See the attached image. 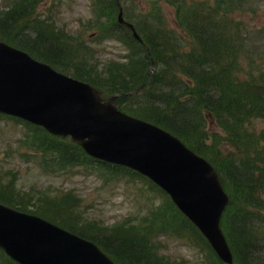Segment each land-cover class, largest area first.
Returning <instances> with one entry per match:
<instances>
[{"label": "trees", "instance_id": "trees-1", "mask_svg": "<svg viewBox=\"0 0 264 264\" xmlns=\"http://www.w3.org/2000/svg\"><path fill=\"white\" fill-rule=\"evenodd\" d=\"M35 1L24 0L8 14L0 15L3 38L22 46V38L13 35L17 24L14 18L16 13L26 11L24 6L27 3V7L33 8ZM221 5L204 2L191 7L180 0L178 10L183 33L177 34L168 29L161 16H157L154 23L144 21V25L140 22L139 29L151 54L146 49L140 50L142 46H137L134 50L137 55L130 57V63L108 61L100 69L96 68L94 73L89 70L70 73L93 83L101 89L104 98L119 95L116 103L122 110L169 129L208 158L219 171L231 197L224 213L223 228L230 238L232 232L235 234L231 244L237 253L236 261L241 259L236 264H245L238 252L247 259V264H264V225L260 224L258 228L256 222L250 219L254 214L260 215L257 209H264V130L257 131L253 124L254 120L264 121V79L258 77L260 73L256 75L252 69H246V61L252 56L243 52L245 38L225 17L234 10H223ZM244 5L242 3L237 8ZM43 36L40 32L38 39ZM25 43L31 53L62 67V63L51 60L60 53L50 48L48 43L49 51L41 42L34 44L27 40ZM185 44H191V47L184 50ZM152 58L156 64L153 71ZM208 117L216 120L225 137L207 129ZM36 128L44 135H50ZM222 139L232 144L233 151L223 153L218 146ZM37 141L40 142L38 149L46 148L44 152H49L47 148L54 150L55 162L61 167L80 164L81 161L84 164L87 158L93 160L72 140L50 135V139L39 137ZM33 144L36 147V142ZM105 165L104 170L111 177L130 171L110 163ZM0 182L2 186L5 184ZM0 200L20 210L33 212L27 210L14 192H0ZM37 202L40 206L47 204L41 196ZM250 205L256 207L255 212L248 211ZM40 210L37 208L34 212L40 214ZM49 211L55 212V207ZM160 217L163 218V226L172 230L178 228L179 232H197L175 206L166 219ZM231 220L234 224L228 226L226 221L229 223ZM80 226L81 223L70 222L65 227L96 241L118 264H174L158 256V243L154 245L149 240L137 239V232L133 230H140L139 227L129 228L117 235L95 237L91 231ZM7 261L13 263L10 259Z\"/></svg>", "mask_w": 264, "mask_h": 264}, {"label": "rangeland", "instance_id": "rangeland-1", "mask_svg": "<svg viewBox=\"0 0 264 264\" xmlns=\"http://www.w3.org/2000/svg\"><path fill=\"white\" fill-rule=\"evenodd\" d=\"M14 1L0 0V15H3L1 10L9 7L15 9L18 5L13 3ZM179 1L40 0L34 2L33 8L25 6L26 17L20 25H25L26 31L20 37L23 41L31 40L34 44L41 42L48 51L51 49L47 42H50L54 49L60 51L55 61L61 58L67 66L72 62L76 69L94 73L96 68L100 69L108 61L130 63L132 55H129V52L132 51H127L123 45H118L110 38L107 39L113 28L117 27L115 22L120 10L126 20L130 19L129 16H136L142 17L148 23H154L156 17L161 16L165 19L168 29L173 28L175 33L179 34L180 26L177 19ZM192 1L194 0H183L191 7ZM207 1L216 5L215 0ZM237 1L223 0L222 4H226L223 10L230 11L231 8L238 7L240 4H237ZM116 2L122 6L121 9ZM157 5L161 7L152 8ZM97 9L100 10V15L97 14ZM157 13L159 14L156 15ZM225 17L236 30L240 32L244 29L249 30L250 44H247V48L251 50L250 55L255 56V65L258 64V67H253L252 70L258 73L261 69L264 72V56L261 54L264 50V0H248L245 11L236 9ZM37 19L42 22V26ZM40 32L44 33L41 40L38 39ZM245 32L246 30L243 31ZM74 43H79L83 47L84 51L79 50V53H84L83 55L75 56L77 53L71 51ZM253 46L261 49L256 51L251 49ZM19 47L27 49L23 44ZM62 47L65 49L61 53ZM134 47L136 46L132 45V49ZM62 68L74 71L72 67ZM249 68L251 66L247 65L246 69ZM35 123L45 126L42 123ZM253 124L257 131L264 130V121L254 120ZM28 125L10 117L0 118V180L5 183L2 186L0 182V192H14L24 202L27 210L34 212L39 208L40 215L60 222L61 225L69 226L70 222L81 223L80 227L91 231L95 237L120 234L126 231L121 226H128L131 221L137 220L135 225L140 230L132 229L137 232V239L149 240L154 245L158 243L156 250L158 256L174 264H226L215 256L207 240L199 233L194 234L185 230L179 232L178 228L172 230L169 226H163V218L160 216H164L165 219L170 216L173 203L152 181L143 176L132 177L130 173L129 176L121 174L109 177L101 171L103 164L88 158L84 164L81 161L80 164L61 167L55 162L56 154L52 153L54 151L52 148H47L49 152H44L43 149L46 148H37L40 145L37 141L39 137L50 139V135L56 137L58 133L48 128L50 135L46 136L36 128L38 126ZM206 127L210 132H217L225 137L224 131L214 118L208 117ZM33 142H36V147ZM218 146L223 153L234 149L225 139H222ZM40 196L47 204L39 205L37 198ZM53 207L55 212L49 211ZM247 209L256 211L254 205L248 206ZM257 211L260 215L254 214L250 219L252 222L255 221L259 228L264 225V210ZM144 215L149 216L146 218L150 223H156V226L146 227L145 224H140ZM226 224L232 226L234 221L231 220L229 223L226 221ZM177 225L176 223L175 226ZM234 235L232 232L231 238ZM262 235L264 238V227ZM231 238L228 234L229 241ZM238 253L247 264V259ZM233 254L236 259L237 253L234 248ZM240 262L241 259L238 258L237 263ZM0 264L15 263L8 262L1 256Z\"/></svg>", "mask_w": 264, "mask_h": 264}, {"label": "water", "instance_id": "water-1", "mask_svg": "<svg viewBox=\"0 0 264 264\" xmlns=\"http://www.w3.org/2000/svg\"><path fill=\"white\" fill-rule=\"evenodd\" d=\"M114 100L103 102L92 85L0 41V111L70 134L91 155L148 175L231 263L220 227L229 197L215 168L169 131L119 110ZM0 246L22 264H115L94 243L3 204Z\"/></svg>", "mask_w": 264, "mask_h": 264}]
</instances>
